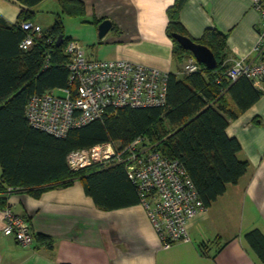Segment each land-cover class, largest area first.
I'll return each mask as SVG.
<instances>
[{"label":"crops","instance_id":"0c3cea01","mask_svg":"<svg viewBox=\"0 0 264 264\" xmlns=\"http://www.w3.org/2000/svg\"><path fill=\"white\" fill-rule=\"evenodd\" d=\"M82 1L85 17L63 15V21L65 34L81 43L88 57L127 59L169 73L182 71L187 60L173 58L167 33L168 8L175 0ZM33 9L32 21L42 28L51 26L61 13L59 0H43ZM20 11L16 0H0L4 20L14 23ZM95 19L112 23L102 38L98 32L102 21L94 24ZM180 21L195 39L208 28L225 33L230 63L254 59L263 22L252 0H186ZM257 85L263 88L261 82ZM231 111H237L233 103ZM228 121L226 133L239 140V157L249 167L236 184H229L206 211L193 218L190 239L164 247L142 204L100 208L79 180L48 188L39 196L6 186L7 203L29 220L34 241L23 245L5 235V206L0 208V264H264L246 239L253 229L264 234V94ZM204 242L210 245L208 254L201 249ZM224 242L214 255L216 245Z\"/></svg>","mask_w":264,"mask_h":264},{"label":"trees","instance_id":"16d2710c","mask_svg":"<svg viewBox=\"0 0 264 264\" xmlns=\"http://www.w3.org/2000/svg\"><path fill=\"white\" fill-rule=\"evenodd\" d=\"M16 1L21 7L17 20L10 23L0 17V208L8 204L6 186L39 196L48 188L77 180L100 208L141 204L125 164H94L72 171L66 161L72 150L108 142L127 145L140 136L162 154L181 162L206 207L247 172L249 162L239 157L241 143L228 136L226 129L229 117H237L264 94V77L263 88L246 76L229 81L224 76L232 64L228 61L227 35L208 28L199 39L189 36L180 21L186 0H175L168 8L167 33L173 43V58L185 61L194 57L173 37L179 33L207 46L218 66L209 69L200 64V71L170 73L164 105L119 107L102 119L70 129L64 137L32 126L26 106L33 95L47 90L71 87L73 96L76 94L77 86H69L70 56L65 49L72 39L65 34L63 15L85 17V4L82 0H59L61 13L51 26L42 28L29 49H23L20 44L29 30L22 23L33 22V7L43 0ZM101 21L95 19L94 24ZM59 35L64 39L56 45ZM232 103L236 112L231 111ZM246 239L264 263V234L253 229ZM225 244L216 245L214 255ZM200 246L208 254L210 245L204 242Z\"/></svg>","mask_w":264,"mask_h":264},{"label":"built area","instance_id":"2783aa9c","mask_svg":"<svg viewBox=\"0 0 264 264\" xmlns=\"http://www.w3.org/2000/svg\"><path fill=\"white\" fill-rule=\"evenodd\" d=\"M263 22L259 40L254 46V59H236L224 72L231 82L246 76L256 83L264 77V0H252ZM29 34L20 44L29 49L42 27L31 21L22 23ZM70 56L69 86L33 95L26 106V116L34 127L57 137L70 129L102 119L119 107L162 106L167 100L169 72L147 67L127 59H93L76 40L66 45ZM201 63L191 57L181 73L201 70ZM60 93H64L61 95ZM72 171L99 164H125L127 173L136 185L140 202L157 231L164 247L190 239L189 226L194 217L206 211L192 179L177 159H172L140 136L127 145L101 143L75 149L66 156ZM5 219L3 232L23 245L34 241V232L27 218L14 213L9 203L2 209Z\"/></svg>","mask_w":264,"mask_h":264},{"label":"water","instance_id":"95a60500","mask_svg":"<svg viewBox=\"0 0 264 264\" xmlns=\"http://www.w3.org/2000/svg\"><path fill=\"white\" fill-rule=\"evenodd\" d=\"M111 21L109 19L103 20L98 26L99 36L102 38L107 33V31L111 28ZM173 37L185 48L190 50L195 59L205 65L209 69H214L218 66L217 60L213 52L205 45L201 43H197L193 41L190 37L174 33ZM63 35H59L56 40V45H60L63 41Z\"/></svg>","mask_w":264,"mask_h":264},{"label":"rangeland","instance_id":"374dc122","mask_svg":"<svg viewBox=\"0 0 264 264\" xmlns=\"http://www.w3.org/2000/svg\"><path fill=\"white\" fill-rule=\"evenodd\" d=\"M48 22L47 21H45L43 24L44 25H46ZM45 27V26H44ZM61 95H63L64 93H60Z\"/></svg>","mask_w":264,"mask_h":264}]
</instances>
